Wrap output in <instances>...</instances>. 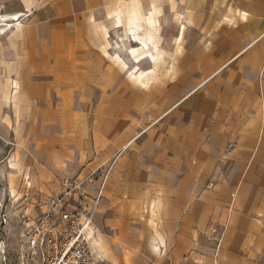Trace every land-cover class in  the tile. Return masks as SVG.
Segmentation results:
<instances>
[{"label": "crops", "instance_id": "obj_1", "mask_svg": "<svg viewBox=\"0 0 264 264\" xmlns=\"http://www.w3.org/2000/svg\"><path fill=\"white\" fill-rule=\"evenodd\" d=\"M1 17L18 216L115 157L103 264H264V0H0Z\"/></svg>", "mask_w": 264, "mask_h": 264}, {"label": "built area", "instance_id": "obj_2", "mask_svg": "<svg viewBox=\"0 0 264 264\" xmlns=\"http://www.w3.org/2000/svg\"><path fill=\"white\" fill-rule=\"evenodd\" d=\"M114 164L115 157L82 180L65 181L64 190L49 200L42 213L19 216L28 226L29 245L41 251L47 264H103L91 245L93 205L101 199ZM95 175L99 183L91 198L92 206H88L82 186L91 183Z\"/></svg>", "mask_w": 264, "mask_h": 264}, {"label": "rangeland", "instance_id": "obj_3", "mask_svg": "<svg viewBox=\"0 0 264 264\" xmlns=\"http://www.w3.org/2000/svg\"><path fill=\"white\" fill-rule=\"evenodd\" d=\"M0 28H3L0 31H9L7 25ZM3 43L5 37L0 33V47ZM5 65L0 59V264H47L41 251L29 245L28 226L18 216L21 211L31 209L32 202L23 200V196L32 188L21 181V171L12 170L16 168L14 160L21 146L17 136L9 131V117L13 121L19 111L14 106V99L18 98L16 89L9 87Z\"/></svg>", "mask_w": 264, "mask_h": 264}, {"label": "bare ground", "instance_id": "obj_4", "mask_svg": "<svg viewBox=\"0 0 264 264\" xmlns=\"http://www.w3.org/2000/svg\"><path fill=\"white\" fill-rule=\"evenodd\" d=\"M0 21H1L0 25H7V19L5 17H1Z\"/></svg>", "mask_w": 264, "mask_h": 264}]
</instances>
